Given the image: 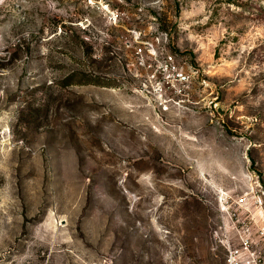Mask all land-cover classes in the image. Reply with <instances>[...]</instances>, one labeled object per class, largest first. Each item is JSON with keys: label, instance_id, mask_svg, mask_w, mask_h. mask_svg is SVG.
Returning a JSON list of instances; mask_svg holds the SVG:
<instances>
[{"label": "rangeland", "instance_id": "1", "mask_svg": "<svg viewBox=\"0 0 264 264\" xmlns=\"http://www.w3.org/2000/svg\"><path fill=\"white\" fill-rule=\"evenodd\" d=\"M262 224L264 0H0V264H244Z\"/></svg>", "mask_w": 264, "mask_h": 264}, {"label": "built area", "instance_id": "2", "mask_svg": "<svg viewBox=\"0 0 264 264\" xmlns=\"http://www.w3.org/2000/svg\"><path fill=\"white\" fill-rule=\"evenodd\" d=\"M154 60L159 64V66L162 65L160 59L154 55ZM166 64H173V57L172 55H167L166 57ZM189 76L185 73L179 72L177 75V79L180 81H187ZM259 233L262 237H264V224L260 225L258 227ZM250 240L248 238H245L243 241V250H245L246 259L244 260V264H264V259H257V256L254 251H250ZM241 253V250H234L230 252V262H234L237 259L238 254Z\"/></svg>", "mask_w": 264, "mask_h": 264}]
</instances>
